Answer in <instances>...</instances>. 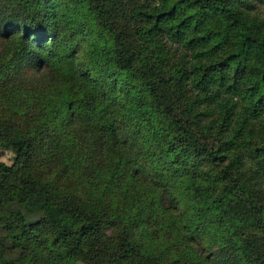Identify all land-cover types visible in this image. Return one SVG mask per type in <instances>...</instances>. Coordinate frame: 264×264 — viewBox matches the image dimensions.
<instances>
[{
  "label": "trees",
  "instance_id": "trees-1",
  "mask_svg": "<svg viewBox=\"0 0 264 264\" xmlns=\"http://www.w3.org/2000/svg\"><path fill=\"white\" fill-rule=\"evenodd\" d=\"M0 26V264H264V0H0Z\"/></svg>",
  "mask_w": 264,
  "mask_h": 264
},
{
  "label": "rangeland",
  "instance_id": "rangeland-1",
  "mask_svg": "<svg viewBox=\"0 0 264 264\" xmlns=\"http://www.w3.org/2000/svg\"><path fill=\"white\" fill-rule=\"evenodd\" d=\"M2 32H3L2 27L0 26V62L3 61V49L6 46V42L4 40ZM36 71L33 68H31L30 66H25V68L21 69L19 75L23 78V80H25V81H23V84L27 85L28 87H32V83L34 81H36L37 79H39V73L43 72V69L39 68ZM29 80H31L32 83ZM37 95H38V93L34 92L33 97L29 98V100L27 97H24L23 101H22L23 108L30 111L31 113H33L34 109L37 108V106L35 105V100H36ZM0 107L3 108V104L0 103ZM257 127H259V125H258V123L255 122L254 128H257ZM256 134H257V137L258 136H260V137L264 136V135L261 136L260 130H257ZM12 160H13V153L11 152V150L6 149V148H0V161L9 165L12 163ZM62 223L66 227H72L74 225L80 224L81 220L77 219L74 221H69L67 219H62ZM0 236H1V232H0ZM3 244L6 245V243L4 241H3ZM45 246L47 247V249L55 252L63 260L67 259V254L65 252H63L62 250L53 249V247L51 246L49 237L45 238ZM13 258H14V256H13ZM75 264H82V263L76 262Z\"/></svg>",
  "mask_w": 264,
  "mask_h": 264
}]
</instances>
